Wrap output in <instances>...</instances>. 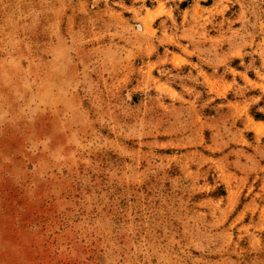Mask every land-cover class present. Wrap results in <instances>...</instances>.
Here are the masks:
<instances>
[{"label":"rangeland","instance_id":"obj_1","mask_svg":"<svg viewBox=\"0 0 264 264\" xmlns=\"http://www.w3.org/2000/svg\"><path fill=\"white\" fill-rule=\"evenodd\" d=\"M0 264H264V0H0Z\"/></svg>","mask_w":264,"mask_h":264}]
</instances>
